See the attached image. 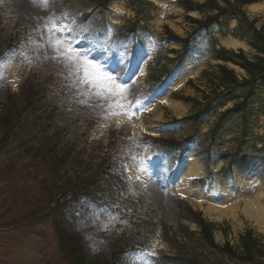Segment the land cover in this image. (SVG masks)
Returning <instances> with one entry per match:
<instances>
[{"label":"rangeland","instance_id":"rangeland-1","mask_svg":"<svg viewBox=\"0 0 264 264\" xmlns=\"http://www.w3.org/2000/svg\"><path fill=\"white\" fill-rule=\"evenodd\" d=\"M141 1L145 11L139 10V4H129L127 0H114L109 8L103 6L104 0H0V103L8 98L18 102V93L23 91L26 84L34 82L46 98L48 110H54L53 115L52 112L46 117L42 114L45 120L52 119L53 126L62 128L67 141L78 145L84 159L103 151L110 144L113 134L119 136L125 146L129 144L132 147L133 143L134 149H137L138 156L135 154L134 162L131 161L127 168L128 189L124 193L113 194L112 200L116 204L109 214L112 219H109V215H93L90 212L66 227L76 234L79 242L83 239L88 264H133L132 258H135V264H149L148 257L144 256L146 252L177 254L180 250L178 245L184 243V228L189 227L192 231L198 229L193 216L186 213V207L201 212L204 218L218 225L215 230L216 242L236 244L243 232L252 229L264 246V226L244 212H239L236 217L217 220L201 207L163 191L157 193L165 196L166 205L155 203L152 191L156 184L162 189L173 184L172 180H180V173L191 164L200 168V174L190 177L186 184L206 196L219 197L221 182L226 176L232 194L264 186V179L260 164H234L230 171H226V161L218 158L212 161V168L207 167L213 169L215 180L207 182L205 186L196 180L206 174L204 160L193 155L184 157L172 169L163 160L164 157L149 165L146 172L139 170V157H149L151 153L148 149L152 147L153 140L148 135L158 137L156 141H174L176 144L187 140L193 132H198L202 134L201 137L198 135L199 142L207 143L205 138L219 115L213 114L209 125L201 124L199 127L193 121H186L195 108L189 98L201 100L202 91L211 92L218 81L216 75L220 73V66L233 69L240 79L247 77L238 64L225 63L213 54L199 62L188 59L176 64L172 49H179V45L165 47L167 53L163 50L157 52L155 42L163 33L164 24L181 37L192 31L193 24L175 0ZM147 1L150 5L145 4ZM167 3L171 7L165 5ZM162 6L167 8L166 22L154 24L152 20L158 16ZM244 10L248 18L255 21L257 28L264 25V0L249 3ZM64 13H67L63 16L65 23L74 21L77 32H82L93 44L103 41L109 49L107 55L121 64L122 73L113 75L117 76L118 83L127 82V99L132 101L135 111L130 120L123 114H111L115 111L108 108L111 98L102 101L93 90L79 85L78 78L71 74L75 66L62 58H53L57 53L49 46V40L55 37L47 32L45 26L49 24V18L61 17ZM188 15L202 17L194 11ZM230 24L231 28L236 25L233 21ZM108 26L113 29L110 37L106 34ZM133 29L135 32L131 33L129 30ZM229 38L239 40L230 33L218 34L216 46L242 52L250 61L264 57L245 40H239L243 43L241 46L225 45L224 41ZM140 41L153 47V51H148L145 57L141 53L144 46H140ZM142 62L149 65L147 74L138 72ZM194 71L196 75H189ZM184 76H190L186 84L182 90L174 91V83ZM167 100H171L175 106L180 105L179 108L169 105ZM231 106L230 103L225 109ZM252 124L254 130L264 132V114L254 118ZM228 138L220 144L223 153L236 150ZM27 149H22L19 158V153L14 150L20 165H17L18 171L12 172L8 181H5L7 175L0 169V264H73L69 253L72 243L67 240L68 236L58 234L53 213L23 219L12 226L2 225L10 218L17 219L29 210H37V206L33 205L40 198L42 189L39 181L33 178V166L23 167L27 162L36 161L32 158L33 153ZM2 159L3 154L0 153V166ZM41 176L39 174V178ZM129 176L131 179H128ZM105 224L107 230H101ZM130 244H136L140 249L120 254L119 249Z\"/></svg>","mask_w":264,"mask_h":264},{"label":"trees","instance_id":"trees-1","mask_svg":"<svg viewBox=\"0 0 264 264\" xmlns=\"http://www.w3.org/2000/svg\"><path fill=\"white\" fill-rule=\"evenodd\" d=\"M127 1L129 4H139L140 11L145 10L143 1ZM254 1L175 0L193 24V29L186 37H181L166 25L155 42L156 47L167 53L165 47L179 45V49H172L175 54L173 62L176 64L188 59L199 62L203 57L213 54L224 62L238 64L247 77L240 79L233 69L226 65L220 66V73L216 75L218 81L211 92L202 91L201 100L189 98L195 108L186 121H193L198 127L209 122L220 108L229 102L233 103L219 113L206 145L198 141V132H193L187 140L176 144L174 141L169 143L150 138L155 147L153 157L157 154L175 164L186 152L195 151L209 165L219 157L218 146L225 140V135L237 133L236 150L230 155L225 154L229 163L260 164L264 178V134L258 136L252 131L254 118L264 114V57L250 61L242 52L218 49L216 46L218 34L230 33L235 38L247 41L264 55V25L257 28L255 21H251L244 10L246 5ZM111 2L104 0L103 5L108 6ZM191 11L198 12L202 17L188 15ZM231 21L236 23L233 28ZM22 90L18 93V102L8 98L0 103V153L3 154L0 169L7 175L5 181H8L12 172L18 171L17 165L20 163L14 150L19 153V158L22 149L28 147L27 150L33 153L32 158L36 161L27 162L23 167L33 166V178L39 181L42 194L33 205L37 206V210H29L17 219L10 218L2 225L12 226L23 219L39 218L51 212L58 234L68 236L67 240L72 243L69 253L73 264H88L83 239L79 242L76 234L66 227L72 226V222L85 213L100 215L113 212L116 204L112 200L113 194L126 191L125 167L134 160L135 154L138 156L137 151L133 143L132 147L129 144L125 146L123 140L120 141V137L113 134L110 144L103 151L84 159L78 145L67 141L64 130L53 126L52 119L45 120L46 114L54 110H48L46 98L39 86L30 82ZM257 140L263 145L258 146ZM39 174L42 175L40 178ZM185 210L193 216L198 229L192 231L185 227L182 233L184 243L178 245V253L148 256L151 264H264V246L252 229L243 232L236 244H220L214 236L218 227L216 223L204 218L200 212L192 211L190 207ZM130 250L135 252L137 248L124 246L119 252L133 253Z\"/></svg>","mask_w":264,"mask_h":264},{"label":"snow or ice","instance_id":"snow-or-ice-1","mask_svg":"<svg viewBox=\"0 0 264 264\" xmlns=\"http://www.w3.org/2000/svg\"><path fill=\"white\" fill-rule=\"evenodd\" d=\"M66 15L67 13H64L61 17L49 18V24L45 26L47 32L55 37L49 40V46L57 53V56L53 58H62L69 65L75 66V71L71 74L78 78L79 85L87 86L93 90L94 94L102 101L111 98L108 108L115 109L111 114L116 116L123 114L130 120L135 115V111L132 101L127 99V82L118 83L117 76L113 75L122 73L121 64L114 62L107 55L109 49L103 41L93 44L82 32H77L74 21L65 23L63 16ZM112 32L113 29L108 26L106 28L107 37H110ZM121 79L123 80V76ZM150 159L145 156L139 160L140 171H147ZM125 171L127 172L126 167ZM128 179L131 177L129 176ZM109 219H112L110 215ZM101 230H107V225L105 224ZM146 255L154 257L156 253L149 251ZM132 259L135 264V258Z\"/></svg>","mask_w":264,"mask_h":264},{"label":"bare ground","instance_id":"bare-ground-1","mask_svg":"<svg viewBox=\"0 0 264 264\" xmlns=\"http://www.w3.org/2000/svg\"><path fill=\"white\" fill-rule=\"evenodd\" d=\"M165 5L170 6L168 3ZM166 9L167 8H165V6L160 8L158 11V16L152 21L154 24L160 25L166 22L164 19L166 15ZM224 42L225 45L230 47L243 45V43L237 39L229 38ZM196 71L189 75H196ZM138 72L140 74H147L149 72L148 63H143ZM140 77H138V80L143 82L142 78ZM188 77L190 76H184L177 80L174 83V91L182 90L188 80ZM167 101L169 105H173L175 108H179L180 106H175L171 100ZM198 174H200V168L190 165L178 182H174L173 184L166 186L165 189H161L156 184L152 191L155 203L166 205L167 199H165V196L161 197L157 193L159 191H163L164 194L167 192V194L170 193L172 196H180L190 202L192 205L201 207L204 212H209V214H212V216L217 220H222L223 218L227 217H236L239 212H244L247 215L253 217L260 226H264V186H256V188L245 189L232 194V192L229 191L231 187L229 185L228 177L226 176L221 182V195L219 197L214 195L206 196L201 192H196L186 184V181L190 177L197 176Z\"/></svg>","mask_w":264,"mask_h":264}]
</instances>
